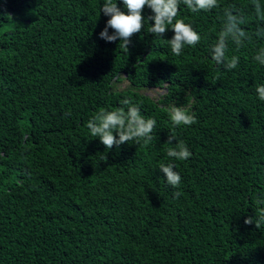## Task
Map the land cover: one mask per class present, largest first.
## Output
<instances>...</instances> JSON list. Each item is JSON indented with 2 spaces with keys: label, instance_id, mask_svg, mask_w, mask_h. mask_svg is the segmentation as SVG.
I'll use <instances>...</instances> for the list:
<instances>
[{
  "label": "trees",
  "instance_id": "obj_1",
  "mask_svg": "<svg viewBox=\"0 0 264 264\" xmlns=\"http://www.w3.org/2000/svg\"><path fill=\"white\" fill-rule=\"evenodd\" d=\"M103 3L0 0V264H264V224H244L264 207V66L252 59L264 39L229 44L230 72L210 54L227 5L255 31L250 0L200 13L181 4L202 37L181 56L164 41L172 30L154 37L151 22L128 51L100 39ZM123 99L156 120L154 139L106 150L86 124ZM169 105L198 122L173 129ZM173 131L187 161L167 157ZM169 162L178 189L159 171Z\"/></svg>",
  "mask_w": 264,
  "mask_h": 264
},
{
  "label": "clouds",
  "instance_id": "obj_2",
  "mask_svg": "<svg viewBox=\"0 0 264 264\" xmlns=\"http://www.w3.org/2000/svg\"><path fill=\"white\" fill-rule=\"evenodd\" d=\"M125 11H122L117 0H104L100 8L106 21L104 29L99 33V38L113 43L120 41L119 46L128 51L131 37L144 29L145 24L151 22L149 33L162 39L164 34L171 29L174 35L171 39L164 40L175 56H181L186 46L194 47L200 43L202 37L190 23L178 18L181 4L186 6L192 13L211 12L220 8V0H121ZM252 13L257 20L254 32L247 31L243 25L248 23V16L244 9L234 4H229L221 10L217 19L220 24L217 38L210 46L211 59L215 65L224 71H232L239 64V56H228L229 44H234L236 49L243 48L246 44L253 43V38L264 39V2L262 0H250ZM145 8L151 11V15L145 19ZM109 29L112 33L109 34ZM253 61L264 66V47L256 50L252 57ZM256 94L260 101H264V85L256 87ZM155 90H148L149 93ZM164 91H167L165 84ZM120 107L113 110L99 109L88 120L86 127L91 136L99 139L106 150L114 146L118 149L121 145L133 142L135 145L150 144L156 127V120L145 118L140 107L132 104L130 100L123 99ZM169 116L172 128L191 126L196 124V113L187 106L169 105L164 109ZM173 141L175 143L173 144ZM170 147L167 157L173 161H187L192 153L186 143L178 139L175 132H170L166 143ZM159 171L164 175L165 182L172 188H179L182 177L175 169V164L160 163ZM180 192H174L178 198ZM257 205H264V198L257 200ZM255 216H249L244 220L245 225H255L257 229L264 224V207H258Z\"/></svg>",
  "mask_w": 264,
  "mask_h": 264
},
{
  "label": "rangeland",
  "instance_id": "obj_3",
  "mask_svg": "<svg viewBox=\"0 0 264 264\" xmlns=\"http://www.w3.org/2000/svg\"><path fill=\"white\" fill-rule=\"evenodd\" d=\"M150 94H157V92H153V93H150ZM159 94H161V92H159Z\"/></svg>",
  "mask_w": 264,
  "mask_h": 264
}]
</instances>
